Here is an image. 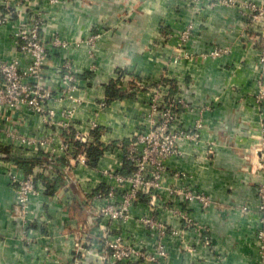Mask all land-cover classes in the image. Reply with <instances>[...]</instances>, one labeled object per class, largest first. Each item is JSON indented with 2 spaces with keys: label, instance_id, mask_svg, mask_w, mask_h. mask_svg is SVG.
Listing matches in <instances>:
<instances>
[{
  "label": "crops",
  "instance_id": "obj_1",
  "mask_svg": "<svg viewBox=\"0 0 264 264\" xmlns=\"http://www.w3.org/2000/svg\"><path fill=\"white\" fill-rule=\"evenodd\" d=\"M41 4L37 10L47 12L46 39L57 37L66 43L63 48L50 47L41 78L54 95H60L52 104L57 115L61 116L63 108L73 110V125L62 133L66 138L75 131L94 134L91 123L95 121L100 130L98 141L108 148L93 165L69 162L78 179L72 187L65 186L62 176L68 160L59 158L54 168L57 175L51 181L53 190L32 198V222L25 227L13 207L15 191L8 173L32 172L38 181L45 179L50 149L63 154V134L46 122L44 114L0 105V264H68L73 234L86 217L80 197L106 180L105 169L122 166L123 151L111 144L126 141L145 125L148 95L160 83L169 84L162 91L165 95H182L196 107L207 106L200 142L184 144L182 156L169 163L191 174L196 188L211 202L206 209L193 204L190 214L195 224L164 239L169 253L164 262L261 264L256 244V189L264 183V98L257 94L258 82H264V65L260 67L258 60V43L244 38L243 23L235 11L227 7L213 10L196 27L192 55L177 57L174 46L161 39L160 29L178 15L192 16L184 0H60L51 8L45 0ZM16 25V18L0 25V59L18 58L26 67L29 58L14 40ZM96 30L101 36L88 42ZM211 45L227 46L228 52L216 59L202 56V49ZM66 63L78 79L71 97L61 96L60 75ZM119 69L130 71L141 84L128 82L126 89H120L128 90L126 95L107 101V85ZM188 114L182 116L184 123L195 117ZM10 131L36 137L54 135V146L14 147L4 139ZM148 211L144 203L135 215ZM167 217L178 226L177 217ZM133 225L132 221L125 224L134 229L136 245L151 247L153 237ZM96 262L88 256L81 264Z\"/></svg>",
  "mask_w": 264,
  "mask_h": 264
},
{
  "label": "built area",
  "instance_id": "obj_2",
  "mask_svg": "<svg viewBox=\"0 0 264 264\" xmlns=\"http://www.w3.org/2000/svg\"><path fill=\"white\" fill-rule=\"evenodd\" d=\"M42 1L0 0V25L16 18L17 25L13 31L15 43L20 51L30 54L26 67L20 65L18 58L0 59V105L8 108L27 107L44 114L46 122L62 133L69 131L73 125V110L63 108L61 116L57 115L52 104L60 95H54L51 87L41 83V78L50 47L55 45L63 48L66 43L57 37L46 39V26L43 27L42 20L46 22L47 12L44 8L37 10ZM59 1L45 0L50 8ZM183 5L191 8L192 16L184 18L182 14L178 15L172 23L162 24L160 29L161 39L168 40L174 46L175 56L192 55L190 48L196 43L198 35L196 27L204 23L217 7H227L234 10L243 23L244 38L258 43V60L260 67L264 65V0H184ZM99 36L101 32L96 30L87 41L92 43ZM45 39L46 44L43 43ZM202 51V56L216 59L227 53L228 47L211 45ZM64 67L60 75L63 83L61 96L71 97L72 91L78 86V79L69 63L64 64ZM114 76L121 88L126 89L128 82L141 84L126 69L117 70ZM258 85L257 95L263 99L262 79ZM168 87L169 84L160 83L148 95L149 110L145 125L133 131L126 141L111 144L122 149V166L105 169L106 180L80 197L86 217L73 234V251L68 264H81L88 256L97 259L95 264H152L149 261L166 264L164 259L169 253L164 239L169 235H178L183 226L188 228L195 224L190 214L193 204L197 203L205 209L210 206L209 197L196 188L192 175L169 163L170 159L182 156L184 144L197 145L200 142L203 114L207 106L196 107L182 95H165L167 93L162 91ZM105 103L101 102L102 105ZM188 113L195 117L184 123L182 116ZM91 125L92 129L98 126L95 121ZM62 134L60 147L63 154H58L53 147L50 149L44 164L48 170L45 179L38 181L32 172L8 173L15 191L13 207L25 227L32 222L31 200L46 192V184L57 175L54 168L59 158L68 160L62 169L66 187H72L78 181L69 162L85 167L89 165L84 148L96 143V134L75 131L68 138ZM4 139L12 146L21 148L54 146L55 140L54 135L36 137L14 131L7 132ZM1 141L0 145L3 143ZM124 166L128 168L127 173L123 172ZM256 190L259 198L256 244L261 264H264V183L258 185ZM141 194L147 197V201H141ZM144 203L148 205L149 211L135 215L138 206ZM167 215L177 217L178 226ZM130 221L153 237L151 247L136 245L134 229L132 231L131 227L125 226ZM136 225L133 226L138 227ZM28 240L30 242L31 237Z\"/></svg>",
  "mask_w": 264,
  "mask_h": 264
},
{
  "label": "trees",
  "instance_id": "obj_3",
  "mask_svg": "<svg viewBox=\"0 0 264 264\" xmlns=\"http://www.w3.org/2000/svg\"><path fill=\"white\" fill-rule=\"evenodd\" d=\"M119 83H117V80H112L110 83H108L107 85V101H110L112 98L114 97H120L123 95H126L129 91L125 90V91H120V89H122L120 86H118ZM133 86L136 85V83L132 82ZM99 129L96 128L94 129V134H96L97 138H96V143L92 144L90 143L88 146H86L84 148L86 154H87V159H88V164L89 165H93L96 163V161L98 160V158L102 155V153L104 152V150H106L108 148V146L101 144L98 141V133H99ZM76 145L81 146V144L76 143ZM123 172L127 173L128 172V168L127 166L123 167ZM47 188H46V192H52L53 190V183H51L50 181H48V183L46 184ZM141 197V201H147V197L144 194L140 195Z\"/></svg>",
  "mask_w": 264,
  "mask_h": 264
},
{
  "label": "rangeland",
  "instance_id": "obj_4",
  "mask_svg": "<svg viewBox=\"0 0 264 264\" xmlns=\"http://www.w3.org/2000/svg\"><path fill=\"white\" fill-rule=\"evenodd\" d=\"M42 25H43V27H45L46 26V22H45V20H42ZM46 39L45 40H43V43L44 44H46ZM23 54L25 55V56H27L29 59H30V54L29 53H25V52H23ZM95 70V69H94ZM149 262H151L152 264H153V262L152 261H149ZM114 264H123V263H114ZM129 264H138L137 262H133V263H129ZM148 264V263H147Z\"/></svg>",
  "mask_w": 264,
  "mask_h": 264
}]
</instances>
